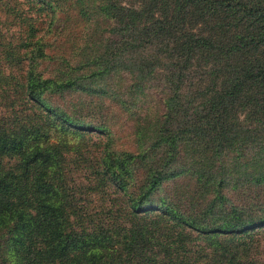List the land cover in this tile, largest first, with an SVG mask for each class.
Returning <instances> with one entry per match:
<instances>
[{
  "label": "trees",
  "instance_id": "trees-1",
  "mask_svg": "<svg viewBox=\"0 0 264 264\" xmlns=\"http://www.w3.org/2000/svg\"><path fill=\"white\" fill-rule=\"evenodd\" d=\"M261 235L264 0H0V264H264Z\"/></svg>",
  "mask_w": 264,
  "mask_h": 264
},
{
  "label": "rangeland",
  "instance_id": "rangeland-1",
  "mask_svg": "<svg viewBox=\"0 0 264 264\" xmlns=\"http://www.w3.org/2000/svg\"><path fill=\"white\" fill-rule=\"evenodd\" d=\"M156 97H158L157 93L152 90L148 95L146 103H149L150 106H156ZM68 98L72 99V101L77 100L75 96ZM95 104H97V107H95ZM92 113V121L103 122L111 129L116 148H134L132 142V120L129 116L130 114L128 115L126 111L123 109L121 110L116 104L108 99H101L100 104H98L97 101L92 102ZM165 186L167 188L177 186L185 191H192L194 189L193 181L187 179L185 176L167 181ZM261 238V248L264 249V235H261Z\"/></svg>",
  "mask_w": 264,
  "mask_h": 264
}]
</instances>
